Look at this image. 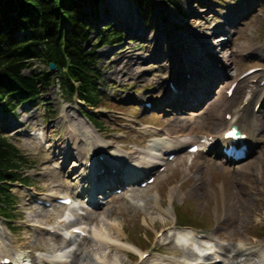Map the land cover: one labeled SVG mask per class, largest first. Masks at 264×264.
I'll use <instances>...</instances> for the list:
<instances>
[{
    "label": "rangeland",
    "instance_id": "1",
    "mask_svg": "<svg viewBox=\"0 0 264 264\" xmlns=\"http://www.w3.org/2000/svg\"><path fill=\"white\" fill-rule=\"evenodd\" d=\"M204 1L205 3L203 0H179L176 6L166 7L164 11H154L148 23L139 16L135 25L140 27V31L152 32L151 23L158 20L160 12L167 16L171 12V19L181 20L180 14L183 16V23L194 33L192 40L201 36L199 29L207 32L217 27L215 36L230 37L229 48L236 54L234 67L238 70L237 76L249 67H262L251 79L240 83L235 92L260 81L264 74V0ZM101 2L108 5V0ZM181 8L182 11H179ZM190 10L195 14L191 15ZM241 11L242 15L236 25L225 23L222 14ZM101 17L108 21H101L99 25L100 20H94V31H97V25L105 29L108 26L105 24L111 22L114 26L117 22L110 20L112 14H109L108 7ZM130 24L118 28L136 38L132 33L135 25L129 26ZM228 32H231V36ZM95 37L97 36L92 39ZM138 39L145 43L143 38ZM183 42L186 51L194 44L199 45L197 42H188L187 39ZM246 42L257 50L255 55L244 58V48L240 45ZM122 49L102 54L105 57L104 78L108 84L105 92L109 99L104 100L105 105L101 108L94 112L90 110L102 122L100 133L103 144L123 153L145 152L159 138L152 137L146 131L150 124L160 127V131L167 129L189 134L207 128L208 114L205 106L185 111L180 115L184 120H180L173 109L165 111L169 107L160 105L165 102L158 103L165 91V82L159 84L154 79L158 71H152L153 66L147 63L135 64L132 60L124 62L125 58L120 55ZM247 54L249 52L245 53ZM43 67V64L38 65V68ZM166 69V66L161 68L164 71ZM256 76H259L258 81ZM160 85L161 88H158ZM44 98L50 104H46V107L43 104L39 108L20 109L17 119L9 113H0V123L5 127V134H9L12 137L10 140L31 156V160L38 162L35 169L27 172L31 177L30 187L19 183L11 185L13 193L20 197L18 220L12 222L15 232H11L6 223L0 220V257L7 254L16 256L21 261L23 257V264H108L107 262L114 260L109 254L117 253L114 261L117 264H204L206 259L198 257L192 249H183L177 244L172 232L167 229L172 224H192L189 228L194 232L197 230L209 234L214 241L213 250L224 258L225 264H233L235 259L232 248L237 246L241 236L248 237L253 243L261 241L264 245V231L259 228L264 225V105L258 114L262 124L258 132L261 144L238 166L226 163L220 155H191L179 151L180 156L170 162L167 170L160 173L155 183L146 187H141L140 184L122 186V192L114 189L105 200L103 194H95L97 206L93 207L78 194L79 189L86 187L89 181L85 179L81 182L82 178L78 177L80 172L73 170V158L66 163L63 152L56 149L57 145L65 147L70 142L68 132L74 128L83 146L90 148L84 128L76 122L77 118H81L77 106L62 101L54 89ZM146 99L153 102L151 109L142 107ZM45 138L46 141L43 140ZM197 162L204 164L199 168ZM192 166L194 167L189 172H184V169ZM197 185H201L200 193L191 195ZM175 187L181 190L182 197L173 193L175 195L171 200V189ZM41 195L45 198L70 195L74 204L70 209L60 205H54L50 209L42 208L34 198ZM64 210L76 218L74 221L88 228L87 238L73 237L74 249L68 256L60 251V242L57 241L59 238L52 239L58 234L50 233L49 227L45 225L46 220L51 217L57 230L67 229L70 224L57 221ZM58 222L59 228L56 227ZM102 229L114 240L110 248L105 246L104 240L97 242L93 238ZM120 234L123 239L134 242L150 255L145 259L138 256L132 260L127 253L141 255V252L123 250L117 242L120 241ZM35 248L48 250L37 253L39 258L35 260ZM157 251L168 252L179 259L162 258ZM94 253H98L103 259L97 260ZM30 256L33 258L32 262Z\"/></svg>",
    "mask_w": 264,
    "mask_h": 264
},
{
    "label": "bare ground",
    "instance_id": "2",
    "mask_svg": "<svg viewBox=\"0 0 264 264\" xmlns=\"http://www.w3.org/2000/svg\"><path fill=\"white\" fill-rule=\"evenodd\" d=\"M109 5L112 12L115 14V20L120 26H127L130 22V25H135V23L139 20L138 12L134 7L136 6V3L132 6V2L130 0H109ZM189 12L191 15L195 14L192 10ZM241 15L242 11L237 13H225L222 14V17L225 19V23L227 25L231 24L234 26L237 24V20L241 17ZM168 17H172L171 12H168ZM180 18L182 20L181 16ZM181 20L172 19V21ZM137 26L138 25L134 26V29L136 28L137 30L135 31L133 29L132 33L143 36L144 31L140 32V29H138ZM167 26L170 27L171 25L168 23ZM216 28L217 27L212 28V30L210 29L207 32L199 29L201 36H196L192 40L191 37L193 35L187 34L189 29L187 30L186 27L182 33H179L175 37L174 40L177 41H169L172 53L182 55L185 58V62L179 64L180 67L188 69V72L193 71V73H197L203 70V68L207 69V71L202 72L196 82H194V79L187 80L190 83L176 82L179 90L178 93L175 91L172 92L168 87L167 94L170 95L167 98V104L169 107H173L174 113H178L177 115H179L180 120H184V118L180 115H183L185 110H188L189 108L194 109L197 106H203L205 104L208 114L207 128L204 131H199L195 134L181 133L174 130H165L163 134H161L159 130L147 129L148 133L152 137H159L153 148L147 152L139 153L131 151L126 154L119 150L112 149L105 155H110L112 153L116 158H111L109 156L105 162L101 161L100 156L104 155V152L109 148L104 147L105 145L102 142L99 131H97L90 124L89 120L83 117L82 127L87 133L88 140L90 141V148L87 149L84 147L77 132L70 130L68 138L70 142L65 147L59 146L57 149L64 152L65 157H67V161L69 158L73 157V168L74 170L81 172L80 176H82L83 179L90 176V187L91 185L93 187L96 182H99L100 187L102 183L107 184L110 185L108 190H111L117 188L119 185L125 186L129 183H134L135 180L141 177V175H147L149 172L153 173L157 170V168H159V161L166 159L164 156V151L166 149L170 151L173 150L174 152L175 149L179 150L185 145H188V147L191 146L194 144V139L199 141L205 136L209 139L212 138L213 142V147L212 149H209L207 155H218L219 145L227 142L223 139V135L233 124H238L240 128L248 134L249 139L246 142L249 145L250 150L259 148L261 142L257 133L260 131L262 124L260 123L258 115L255 111V106L261 100L264 103V88H262L261 85L264 75L261 77L259 83L249 85L246 88L237 91L231 97H228L225 91L228 90L231 84L236 81L235 72L237 70L234 67L235 52H231L228 42L223 40L225 39V36H215V32L218 30V28ZM154 39L162 40L159 32L155 34ZM184 39H187V41L191 43L197 42L199 45L197 46V44H194L192 48H188L186 51V46L183 42ZM194 39L196 41H194ZM240 46L244 48V53L251 52L252 54H255L257 50V48L249 46L248 42L241 44ZM216 53H219V56L216 57L213 55ZM154 55L159 57L160 54L159 52H154ZM193 66H198L201 70H193ZM194 83L196 85H194ZM175 93L181 98L171 96V94L174 95ZM210 95H212L210 100L205 102ZM179 111L182 112L179 113ZM227 113H231L233 115L232 120H226L225 116ZM125 161L128 163L127 166H123V162ZM168 164L169 162L167 161L164 165ZM196 164L200 168L204 163L197 162ZM114 167L116 169L115 171H112V168ZM193 167L194 166L184 169V172H189ZM122 168H127L126 177H122L120 174L122 172ZM86 174L88 175L86 176ZM89 190L90 188L88 191ZM83 191L84 189L80 190V192ZM200 191L201 185H197L195 189L196 195H198ZM173 193L179 196V198L182 197V192L178 187L171 189V200H173L175 195H173ZM167 229L171 232L174 231L179 241H183V239L188 240L194 244L193 247H197L199 250L201 249L197 246L201 243L196 239L191 238L194 233L188 228H178L175 224H172L168 226ZM96 235L101 242H103V240L106 242L105 246L110 248V244L114 240L110 238L106 231H103V229L99 230ZM57 238L58 236L56 238L53 237L52 239ZM57 241L60 242L59 244L61 247L65 245L67 246L72 242L71 240L67 242L61 240V242L59 239H57ZM117 242L120 244V247L127 252L139 250L137 246L128 242L125 238L123 239L122 234H120V241ZM204 243L207 244L208 240L204 241ZM43 249L46 250L47 248ZM232 252L234 253L233 258L235 259L233 264H264V245L261 241L253 243L248 237L241 236L237 246L232 248ZM127 254L129 257L131 256L130 253ZM4 256L0 257V260L3 259ZM94 256L97 260L103 259L98 253H94ZM109 256L114 260L107 263L117 264L114 262L118 256L117 253H110ZM163 257L170 256L163 255ZM214 257L216 258L221 256L215 252ZM209 259H211V257H208V260Z\"/></svg>",
    "mask_w": 264,
    "mask_h": 264
},
{
    "label": "trees",
    "instance_id": "3",
    "mask_svg": "<svg viewBox=\"0 0 264 264\" xmlns=\"http://www.w3.org/2000/svg\"><path fill=\"white\" fill-rule=\"evenodd\" d=\"M136 1L144 5V0ZM99 4L100 0H0V107L4 111L16 113L24 102L40 105L54 84L67 100L78 96L88 106L103 104L97 85L102 76L97 49L120 42L123 34L106 28L92 41ZM52 62L54 71L48 69ZM37 63L46 67L39 72L33 68ZM27 166L31 167L29 157L0 133V215L6 218H14L16 204L8 181L22 179L16 170Z\"/></svg>",
    "mask_w": 264,
    "mask_h": 264
},
{
    "label": "water",
    "instance_id": "4",
    "mask_svg": "<svg viewBox=\"0 0 264 264\" xmlns=\"http://www.w3.org/2000/svg\"><path fill=\"white\" fill-rule=\"evenodd\" d=\"M49 67H50V69L54 70L56 68V64L55 63H50Z\"/></svg>",
    "mask_w": 264,
    "mask_h": 264
},
{
    "label": "snow or ice",
    "instance_id": "5",
    "mask_svg": "<svg viewBox=\"0 0 264 264\" xmlns=\"http://www.w3.org/2000/svg\"><path fill=\"white\" fill-rule=\"evenodd\" d=\"M229 135H231V133H229Z\"/></svg>",
    "mask_w": 264,
    "mask_h": 264
}]
</instances>
